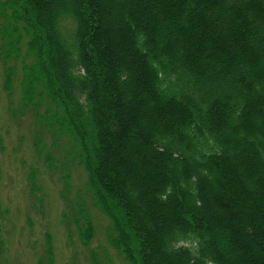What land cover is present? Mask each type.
Listing matches in <instances>:
<instances>
[{"label":"trees","instance_id":"obj_1","mask_svg":"<svg viewBox=\"0 0 264 264\" xmlns=\"http://www.w3.org/2000/svg\"><path fill=\"white\" fill-rule=\"evenodd\" d=\"M0 16L126 264H264V0H5Z\"/></svg>","mask_w":264,"mask_h":264},{"label":"rangeland","instance_id":"obj_2","mask_svg":"<svg viewBox=\"0 0 264 264\" xmlns=\"http://www.w3.org/2000/svg\"><path fill=\"white\" fill-rule=\"evenodd\" d=\"M1 37L0 30V264L45 262L48 247L51 264H126L107 243L109 222L92 207L85 172L68 159L66 137L50 124L54 118L49 117L48 99L32 101L24 95V78L34 63L27 54V37L21 30L15 35L17 52L7 59ZM79 199L92 222L87 245Z\"/></svg>","mask_w":264,"mask_h":264}]
</instances>
